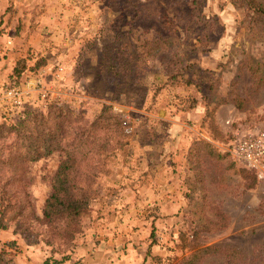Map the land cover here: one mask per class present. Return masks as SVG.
<instances>
[{
	"label": "rangeland",
	"instance_id": "obj_1",
	"mask_svg": "<svg viewBox=\"0 0 264 264\" xmlns=\"http://www.w3.org/2000/svg\"><path fill=\"white\" fill-rule=\"evenodd\" d=\"M247 1L0 0V86L42 79L48 97L21 110L58 104L66 127L63 147L30 160L47 126L19 135L0 107V264L264 258V178L228 151L238 132L264 131V16ZM176 71L189 83H167ZM202 95L204 125V102L183 109ZM199 137L214 150L191 153ZM68 151L91 201L53 221L44 210Z\"/></svg>",
	"mask_w": 264,
	"mask_h": 264
},
{
	"label": "trees",
	"instance_id": "obj_2",
	"mask_svg": "<svg viewBox=\"0 0 264 264\" xmlns=\"http://www.w3.org/2000/svg\"><path fill=\"white\" fill-rule=\"evenodd\" d=\"M196 1L197 0H195V3ZM251 1L252 2L247 1L248 7L254 8L259 15L264 16V5L257 4L254 0ZM1 33L2 32L0 31V35ZM24 69V66L20 68L19 65H17L14 69V75L12 78H19L21 74H23ZM177 72L178 71L169 74L167 83L172 86H177V83H180L181 81H187L189 83V81L184 78V75H182V71L178 74ZM201 102H204L203 110L205 111L201 119V125L208 123V121L213 122V111L208 102V98L205 95L198 97L189 96L183 109L185 111H190L191 109H195ZM47 111L48 114L44 115L40 109L27 106L12 118L4 119V122L8 123L7 125H4L14 129L19 135H22L23 130L25 131V129L29 127H39L43 126V124L47 126L49 132V134H47L48 137L44 138L41 142L39 140L37 143H28L27 151L29 152L27 155L30 158L27 159L35 160L38 157L45 156L52 151L63 147L62 140L66 136L65 120L63 119L65 114L63 108L58 104H49ZM109 118L112 120L110 130L120 135L125 124H123L119 116L110 115ZM28 131L30 130L28 129ZM117 143L121 146V142ZM201 146H207L211 151L214 150V147L208 141L199 137L193 140L190 145V152L192 153L193 151L199 150L198 148H201ZM74 169L75 157L70 151H68L67 157L62 161L57 171L53 185V192L46 203L44 215L47 219L54 221L58 217H66L76 220L82 215L83 211L88 208L91 201L90 192L87 193L84 187L78 184V181L76 180L77 175L73 173ZM253 174L256 177L255 173ZM1 222L2 221L0 220V228H2ZM1 252L2 249L0 248V254ZM204 254H206V249L198 250L188 258L187 264H197L198 260ZM234 264H264V258H256L255 260L249 261V258L245 256L241 249L234 248Z\"/></svg>",
	"mask_w": 264,
	"mask_h": 264
},
{
	"label": "built area",
	"instance_id": "obj_3",
	"mask_svg": "<svg viewBox=\"0 0 264 264\" xmlns=\"http://www.w3.org/2000/svg\"><path fill=\"white\" fill-rule=\"evenodd\" d=\"M34 92L44 100L50 94L49 88L40 78L31 79L23 86L16 83L1 85L0 107L7 116L13 117L27 104V97L32 96ZM228 151L243 165L254 170L258 177L264 178V131L244 134L238 132L230 142Z\"/></svg>",
	"mask_w": 264,
	"mask_h": 264
},
{
	"label": "crops",
	"instance_id": "obj_4",
	"mask_svg": "<svg viewBox=\"0 0 264 264\" xmlns=\"http://www.w3.org/2000/svg\"><path fill=\"white\" fill-rule=\"evenodd\" d=\"M191 110H196V108H195V109H191ZM191 110H190V111H191ZM192 128H193V127H192Z\"/></svg>",
	"mask_w": 264,
	"mask_h": 264
}]
</instances>
